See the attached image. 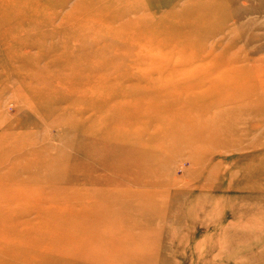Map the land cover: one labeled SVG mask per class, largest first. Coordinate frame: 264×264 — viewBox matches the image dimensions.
I'll return each instance as SVG.
<instances>
[{
    "label": "rangeland",
    "instance_id": "1",
    "mask_svg": "<svg viewBox=\"0 0 264 264\" xmlns=\"http://www.w3.org/2000/svg\"><path fill=\"white\" fill-rule=\"evenodd\" d=\"M123 3L130 4V9L138 7L150 15L144 17L148 21L145 30L136 32L135 37L143 36L155 40L152 45L147 43L123 52L124 45H121L120 41L125 38L130 41L133 31L121 30L124 25V18H121L126 14L121 16L120 13L123 12L122 9L125 11L126 7L121 9L120 0H0V105L5 100L3 113L0 114H4L7 121L3 125L6 129L3 134L10 131L22 134L23 139H27V134L32 132L31 124L34 121L27 120L25 112L18 111L14 89L26 95L29 93L26 91L27 86H33L36 93H29L26 98L32 97L31 101L41 111L42 117L50 118L47 110L42 108H46L49 102L57 97L60 101L69 96L67 101L60 104L65 111L75 114L89 105L90 101H99L103 97L112 99V89L119 87L125 79L116 78V75L109 77L113 87L108 89L105 86L106 81L99 82L98 78H94L95 71H99L100 75L107 70L119 74L118 72L127 73L134 67L133 76L145 75L150 72L149 67L141 62L139 64L136 54L157 58L165 46V41L176 45L177 54L170 53V63H174L177 57L178 62L179 59L187 62L190 55H205L201 66L214 70L217 66H214V60L211 59L217 58L219 53L222 57L238 56L236 64L233 65L241 67L237 82L247 84L248 90L243 91L246 90L243 88L242 93L232 94V99L228 100L231 105L220 108L212 118L211 127H217L218 119L221 120L219 124H225L226 128L217 139L209 137V134L205 137L202 132L191 131L188 134L189 139L185 138L186 145L190 147L193 143L194 146L187 148L175 144L168 147L164 160L160 161L162 172L156 174L157 186L142 185L144 196L140 198H125L119 193L103 196L100 192L92 195L82 178H104L111 174L95 171L96 167L90 168L82 156L100 151L101 148L88 145L82 153L71 147L72 143L64 144V135L67 133H71L76 140L85 139L86 144L91 141L83 136L81 128L73 130L71 126L62 124L60 119L54 128L50 127L47 131L48 138L43 140L46 132L44 134L41 131L47 128L50 119H45L46 124L36 123L35 128L39 130L36 145L58 146L59 150L67 153L70 158L61 165H58V159L48 160L50 164H45L53 170H62L63 173L67 171V177L64 176L66 187L61 192L58 191L56 176L55 183L43 181L44 177H38L36 171L30 178H18V175L16 179L19 183L11 186L15 189H12L15 196H22V202L15 207V211L25 210L24 214L18 215L22 222L18 230L31 231L33 228L49 227L54 232L53 237L49 235V239H52L49 240L44 254V257L50 258L44 259L41 264H58V256L53 255L58 252V228L53 227L55 220L46 227L45 217L53 213L57 219L58 215H69L71 210L83 211L86 216L91 212L93 215L98 213L99 217L97 222L82 217V225H79V219L71 221L69 225L73 227L66 231V234L83 236V239L78 238L70 243L71 252H84L93 245L89 231L95 226L99 228L98 236L112 237L109 244L114 248L120 244L119 249L110 251L108 258L112 255L115 258L119 250L123 251V254L136 253L132 262L127 264H264V0H131ZM99 10L109 13V18L95 19L94 12ZM79 14L80 17H77ZM98 23H102L101 26L98 27ZM100 27L108 29L101 32ZM87 32L91 34L89 39ZM99 32V35L105 33L109 37L95 39L100 37L98 35L92 38ZM126 35L127 37H124ZM98 40L106 41L105 49L98 51L94 48L93 44ZM179 46L184 48L187 54L181 52ZM93 53L94 57L90 56ZM103 53L111 59V63L107 61L104 67L103 64L101 66L97 63L104 56ZM89 76L92 78L89 79ZM156 78L157 73L149 76L151 80ZM167 78L172 83L186 81L177 77L176 73L168 75ZM94 79L96 81L93 84ZM11 82L14 87H11ZM77 82L83 84L82 90L88 91L86 99L74 92ZM9 83L12 89L4 90ZM84 102L86 103L83 105ZM93 109L96 112L100 108ZM107 110L103 113L106 114ZM224 113L228 114L221 116ZM62 114L63 110L58 111V115ZM160 118L167 119V115L162 114ZM97 123L103 124V120L95 121L94 124ZM121 126L123 125L120 120V124L117 122L115 128L110 127L105 132L106 135L113 136V140L122 139L123 135L132 140L140 138V143L144 142L141 140L143 137L142 139L146 140L144 144L151 139L157 143L162 136V128L147 124L144 120L128 125L125 130ZM132 131L134 132L130 133ZM22 135L17 136L9 145H17ZM35 137L37 139L36 134ZM190 138H195V142ZM149 147H155V144H150ZM180 147L182 148L179 149ZM153 151L154 148L147 150L146 156L152 155ZM119 152L120 147L116 143L112 147V153ZM211 156L210 161L208 158ZM1 158L2 156L0 160ZM195 160L198 163H195ZM26 164L28 170L37 166L32 157L28 158ZM200 168L201 173L197 172ZM75 171L77 184L70 182L73 176L69 177V174L75 175ZM21 173L23 172L19 174ZM125 174L127 173L113 170L109 177L115 176L117 180L121 175L124 185L128 181ZM96 182L104 186L107 181ZM108 200L122 202L123 205L117 204L107 208L103 201ZM7 208L9 207L4 210ZM105 214L108 218H105ZM123 217H126L125 220ZM120 218L123 219L120 221ZM24 220L29 223L25 224ZM27 247L26 243L10 244L12 250H25ZM28 252L33 251L29 249ZM104 252L106 256V251ZM121 259L123 255H117L115 263L121 264ZM7 261L10 264H30L22 259L8 258Z\"/></svg>",
    "mask_w": 264,
    "mask_h": 264
},
{
    "label": "bare ground",
    "instance_id": "2",
    "mask_svg": "<svg viewBox=\"0 0 264 264\" xmlns=\"http://www.w3.org/2000/svg\"><path fill=\"white\" fill-rule=\"evenodd\" d=\"M123 1L131 2V0H120L119 5L121 6V9L123 7H126V10L124 11V9H122L123 12L120 13L122 14L121 16H123L124 13L126 14L124 17L121 18V19L124 18V20H122L124 25L122 26L121 30L122 32L125 30L133 31L132 33L133 35L129 39L130 41H127L126 38L125 39L122 38L124 39L123 41L120 39L121 45L122 44L124 45L122 47L124 48L123 52L130 51L132 48L135 47L144 46L147 43L152 45L155 42V40L146 39L143 36L142 38L135 37L136 32L146 28L145 25H147L148 21L144 17L150 15H147V13H145L146 12L145 10L144 11L139 10L138 7L130 9L131 5L127 3H123ZM109 16H110L109 13H107L105 10L104 11L99 10L98 12H94L95 19L106 20L109 18ZM77 17H80V14ZM90 20L88 21L91 22ZM100 24L98 25V27L101 26ZM102 27H100V31L105 29V28L102 29ZM93 29L94 28H92V30ZM106 29L108 28L106 27ZM101 32L95 34V36H93L92 38L98 36ZM89 35L90 36L88 37V39L91 38V34ZM99 36L100 37L95 39H105V37L107 39L109 37V35L106 36L105 33H103L102 36L101 35ZM121 36H123V34H121ZM124 37H127V35ZM161 40L164 42L163 39ZM105 44H106L105 40L103 41L98 40L97 42H94L93 46L99 51V49L104 48ZM113 46L115 47V45ZM119 48L120 47H118V49ZM178 48L181 52L186 53L183 50L184 48L181 49L180 46ZM115 50L113 51L115 52ZM175 50H176L175 44L173 43L171 44L165 41V46L157 58H153V57L148 58L149 55L141 54V53L136 54V61L139 64L141 62L145 66L149 67L150 70L149 73L145 75L144 74L138 75L137 77L133 76L132 73L134 67L130 68L129 72L127 73L118 72L119 74H113V72L111 73L110 70H107L106 72L102 73L103 75L102 74L100 75V72L99 71L96 72L95 69L93 68L94 69L93 71H95L94 78L95 77L98 78L99 82L100 80L106 81L105 86H107L108 89L113 87L111 85L112 83L110 84L109 82V80L111 79L109 77H113L116 75V78L120 77L125 79L119 87L112 89L114 96L112 99L108 97L106 98L103 97V99L99 101H90L89 105L87 104V106H84V108H81L80 111L76 112L75 114L65 111L66 109L64 107H61L62 105L60 103L65 102V100L67 101V98L69 97L68 96L66 98H62V100L60 101H58V97L53 101L51 100L46 108H42L44 111L47 110L46 112H48V116H50V118L42 117L41 111H39L36 108V106H34L35 103H32L31 101L32 97L26 98V95H28L29 93L31 94L36 93L35 90L32 88L33 86L32 87L27 86L29 89L27 88L26 91L29 93L26 95H23V92L21 91L17 92V89H14L15 92L14 97L16 99L15 100L16 104L14 102L12 103L18 106L19 108L18 111L20 113L25 112L24 115L26 116L27 120L31 119V121L34 122L31 124L32 132L30 134H27V139H23L22 134H15L10 131L3 134L4 131L6 130L3 125H5L7 121H6V116L4 114H0V156H2L0 160V264H10L7 261L8 258H10V260L22 259L30 264L32 263L41 264L44 261V259L50 258V257H44V254L46 253L45 248L47 245H49V240L52 239L54 234V232H52L48 226L50 223H53L54 220L55 223L53 224V227L58 228V244H57L58 252H56L53 255L58 256V264H92L95 261H102V260L103 261L99 264H116L115 258H117V255H123V259H121L122 260L121 264H127L129 261L134 259L136 253L134 254L131 252H125L123 254V251L121 250H119L115 258L112 255L113 253H111L113 257L111 256V258H108L107 255L110 254V251L113 249H119L120 244L118 245L117 248H114L113 245L109 244V241H111L112 237H105V235L104 237L98 236L99 228H96L95 226L94 228H91L90 231L88 230L90 232V235L92 236L93 245L84 252L77 253L70 251L71 242L75 241V239L78 238L83 239V236L81 237V235L79 234H77V236L73 235L74 233L71 235L66 234V231L71 230L73 227V225H69L71 221L79 219L78 221L80 225L81 221H83L82 217H84L88 221L97 222L99 220L98 219L99 217L97 216L98 213L93 215V213L91 212V214L86 216L83 211L80 212V211L71 210L69 212V215L67 216L58 215L57 219L55 218V215L51 213L45 217V222H47L46 227L48 228H43V229L33 228L31 231H29L28 229L18 230V226L22 224V222L19 220L18 215L24 214L25 210L15 211V207H17L22 202L21 200L22 196L21 195L15 196V192H13V190L15 189L11 188V186L13 184H17V182L19 183V181L16 179L18 175H19L18 178H24L25 176H27V178H30L35 175V171H36L38 177L45 178V179L43 178V181L49 180L50 182L56 183V179L54 176L58 177V184H57L58 191L61 192L66 187L64 186V182H65L64 176L66 175L67 177L68 175L67 171L65 170V172L63 173L62 170H56V169L53 170L49 166H45V164H50L48 160L58 159V165H61L64 161L70 159L68 158L67 153L60 151L58 146H51V144H44L41 146L36 145L38 144V140H39V136L37 134L39 130L35 128L36 123L43 122L44 124H46V120L49 119L50 120H49V124L47 125V128H44L41 131L44 132V134L46 132V135L43 137V140L45 137H47L48 134L47 131L50 129V127L54 128L58 119H60L63 121L62 124L66 126H71L73 130H78L81 128L83 132L82 133L83 136L85 135V137L89 138L91 141L89 142L90 144H86L85 139L84 141H79L78 139L77 140L74 139V136L71 133L70 134L67 133L66 135H64L65 136V141L63 140L64 144L70 142L73 144L71 147L81 151L82 153L84 152L83 149H85L88 145L101 148L100 151L90 153L89 155L86 156H82L83 158H85V160H87L85 161V164L87 166H90V168L96 167L95 171L106 172L107 174L109 173L111 175L113 170H117L121 173H127L125 175L128 181L124 185H122L123 178L121 175L120 178L117 180L115 176H113L112 178L109 177L111 175H106L104 178H94L90 176L83 177L82 182H84L85 185L89 186V190L91 191L92 195L93 194L96 195L101 192L103 196L119 193L122 194L125 198L126 197L140 198V196L143 197L144 191H142L141 189L142 185L145 184L144 187L157 186L156 184L158 183L157 176L162 172L161 171L162 164L160 163V161L162 162L164 160V154L167 153L168 147H170L171 145L179 144L182 145V147L185 146L187 148H191L193 143L190 144V147L189 145H186L187 143L186 139H189L188 134L191 131H196L197 133L202 132V134L205 137L207 134H209V137L213 136L216 137L217 139L220 136L219 134L225 131L226 128H225V124H219L221 120L218 119L216 120V122L219 125L217 124V127L216 126L211 127V123H213L212 118L220 108L224 107L225 105L226 106L231 105L230 104L231 101L228 100L232 99L231 98L232 94L235 93L239 94V92L242 93V89L243 88L246 89V87H248L247 84H239L237 82L238 78H240L241 67H236V66L234 67L233 65L236 64L235 62L239 57L231 56V55H227V57H225L224 55L223 56L225 57L224 59L222 57V54L220 55L219 53L217 55V58L211 59L214 60V63L212 61L211 62L214 64V66H217L216 69L210 70L207 69L206 67L203 68L201 66V63L206 58L205 55L203 57H199L196 55L191 57L190 55L187 62H184L181 59H179L180 62H178V57H177L174 63H170L169 58L172 57L169 55L170 53L173 52L177 54ZM94 54L95 53H93L90 56L94 57ZM103 55L104 53L102 54V56ZM108 56L104 55L99 60V62L97 61V63H100L101 66L103 64V67L105 66L107 61L111 63L110 62L111 59L108 58ZM96 58L98 57L96 56ZM159 60L161 61V63H159ZM134 62L135 60L133 59V63ZM118 63H120V61H118ZM93 65H95V63ZM155 73H157L158 78H156L155 80L149 79V76ZM173 73H176L177 77H181L186 81L179 83L170 82L167 76ZM91 78L92 77L89 76V79ZM95 81L96 80L94 79L93 84ZM82 85H83L82 83L77 82L74 87V90L76 91L74 92H78L81 95V97L83 96V99H86L88 91L82 90L81 89ZM11 87H14L12 82H11ZM11 87L9 83L4 87V90H8ZM247 90L248 89L243 91H247ZM118 95L120 96V98H117ZM78 98L79 96L77 97V100ZM85 103L86 102H84L83 105ZM4 105H5V100L2 101L0 105L1 113H3ZM93 108H100V109H98V111L95 112ZM106 109H108L106 111L107 113L104 114L103 112ZM60 110H63L62 115H58V111ZM162 114H166L167 119L164 120L161 119L160 117ZM227 114L228 113H224L221 116H225ZM100 120H103V124L102 123H97V125L94 124L95 121L100 122ZM120 120L123 125L121 126L123 127V130H125L128 125H134L137 122L143 120L146 121L147 124L158 125V127L163 129L162 136L159 139V142L157 143L156 141L151 139V140H147L145 144L144 142L146 140L142 139L143 137H141V140L144 141L143 143H140V138H138V140L136 139L132 140L130 137L125 135H123L122 139L118 138L117 140H113V136L106 135L105 132H107L110 127L115 128L117 122L120 124ZM84 125H85V129H84ZM143 130L144 129L142 128V131ZM133 132L134 131L130 133ZM35 134L37 136V139L35 137ZM20 135L22 136L20 137V142L17 145L14 144L9 145L11 141H14L16 137ZM62 138L64 139L63 136ZM190 139L192 142H195L194 140L195 138H190ZM116 143L120 147L119 154L112 153V147ZM150 144H155V147H149ZM182 147H180L179 149H181ZM153 148L154 151L152 155L146 156V151L151 150ZM30 157H32L33 162L37 165L34 168H31L32 172L31 169L29 170L27 169V164H26L28 162V158ZM13 159L16 160L14 161ZM201 159L202 158H198V160ZM208 159L211 161L212 156L209 157ZM196 160L195 163L197 162ZM167 165L168 164L166 163V166ZM201 171L202 168L197 170V172L199 173H201ZM20 172L23 173L19 174ZM76 173L77 172L75 171V175L69 174V177L70 175L73 176L71 177L72 180L70 181L73 182V184H77L78 181V177L76 176ZM156 174L158 175L156 176ZM152 175L154 176L153 178ZM39 179L42 180V178ZM96 180H105L107 182H105L104 183L105 185L102 186L101 184L97 183ZM9 187L11 189H8ZM103 202L107 208H111L117 204L123 205L121 204L122 202L118 203L109 200ZM7 206L9 208L4 210V208ZM105 218H108L106 217V214H105ZM122 219L120 218V221ZM24 223L28 224L29 221L24 220ZM95 232L97 233L93 235ZM49 235L52 236L50 237L51 239H49ZM12 243H19V244L26 243L28 244V247L25 250H20V249L12 250L10 248V244ZM29 249H31L33 252L29 253L28 252ZM123 250L126 251V249ZM104 251H106V256Z\"/></svg>",
    "mask_w": 264,
    "mask_h": 264
}]
</instances>
